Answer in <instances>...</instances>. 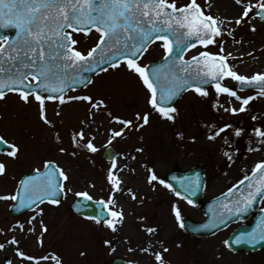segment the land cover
Masks as SVG:
<instances>
[{
  "label": "rangeland",
  "instance_id": "obj_1",
  "mask_svg": "<svg viewBox=\"0 0 264 264\" xmlns=\"http://www.w3.org/2000/svg\"><path fill=\"white\" fill-rule=\"evenodd\" d=\"M197 2L205 14L217 17L216 5L213 6L208 0ZM184 3H187V0H177L178 5ZM252 25H255V31L251 30ZM263 36L264 22H258L257 18L253 17L244 25L238 26L232 35L225 34L217 40L223 41L222 54L225 56L233 44L234 37L236 40L244 39L248 42L247 53L251 52V55L246 58L231 55L227 62L234 69L239 68L240 74L251 76L254 73H264ZM74 38L79 41L78 49L85 52L98 39L93 32L89 35L74 34ZM201 51L220 53V44L218 42L206 48L198 45L190 50L186 57ZM164 52L163 43L153 44L138 62L144 65ZM259 66L260 69L254 71V68ZM223 83L234 86L230 78L225 79ZM207 90L208 96H202L196 91L184 93L173 106L177 109L172 114L174 119H168L162 117L148 103L150 93L138 74L130 71L126 64L116 68L110 67L107 71L95 75L85 88L65 94L66 97L91 96L93 102L97 103L103 100V105L95 107L101 113L100 117H92V112L96 109L89 101L60 103L59 100H45V113L51 124L41 119L38 101L31 97L30 102L26 103L20 99L19 94L7 93L0 99V134L15 144L19 151L16 158L0 156V161L7 165L6 174L0 175V195L14 194L19 177L32 169L41 168L44 160H54L66 172L69 180L64 182L65 194L61 203H44L32 212L10 219L7 218V213L12 200L0 199V243L8 244L6 241L15 236L19 241V250L26 256L36 258L33 260L47 255L59 258L63 252H67L71 254L72 261H66V264H111V258L114 256H120L133 264H157L153 255L157 251L162 253L164 264H209L211 261L207 260V256L209 251L213 250H218L222 259L217 261V264H264V249L253 254H232L225 248V238L237 224H231L211 237L187 236L175 218L173 204L179 208L181 218L186 216L199 220V209L174 196L158 181L153 182V187L147 180L149 169L164 179V174L173 166L184 170L200 164L205 172L203 200H207L244 178L257 161L264 160L260 144H248L252 128L264 127L263 97L257 95L258 91L255 90V94L252 91H237L241 97L256 98L246 106V111L233 114L231 111H225V108H239L240 101L227 94L217 97L214 87H208ZM214 104L217 106L213 107ZM146 112L149 114V122L144 124L142 120L137 121V113L143 116ZM113 116L131 120L133 125L142 126L125 128L124 124L114 121ZM252 116H256L257 120L253 121ZM108 118L110 121L104 123ZM225 123L231 124L232 128L226 129L215 139H209L214 129L222 127ZM235 128L245 131L237 137L234 135ZM81 129L85 134L89 133L88 137L83 140L77 138L78 142L73 143V135ZM120 129H125L124 133L120 137H113L111 144H108L112 136L111 130ZM225 138L228 139V144H225ZM89 139L97 148L96 152L80 147ZM152 141L156 143L153 144ZM108 145L117 151V167H124L132 172L124 183H120V190L115 193L112 192V185L107 179L112 162H106L101 156L102 150ZM249 147L253 150L248 151ZM60 148L66 151L60 152ZM225 151L231 154V160L224 155ZM251 152L253 155L250 156ZM129 186H138L139 194H136L135 199L130 195L122 199L120 194ZM81 191H88L94 199L107 200L111 194L116 202L115 210H122L124 217L131 223L127 225L130 229L123 231L119 236L126 235L132 243L141 244V249L149 248L150 251L139 254V250H133L123 244L121 249L114 246V250H111L104 241H111V244L114 242L116 234L112 229L105 223L83 220L69 212V203L75 193ZM139 201L142 203L137 206ZM163 203L171 209L166 210ZM262 206L264 200L261 202ZM39 209L43 211L40 212ZM33 216L35 219L29 224L28 221ZM167 220L172 222L168 230L155 229L154 232L141 237L136 234L140 231V224L151 227ZM41 221L43 226H46V231L43 230ZM20 225H23V228ZM29 228L33 229L31 232L36 237L31 241L26 240ZM165 248L167 251H164ZM79 252L83 253L80 259L77 258ZM15 256L18 260L29 261L17 253Z\"/></svg>",
  "mask_w": 264,
  "mask_h": 264
},
{
  "label": "snow or ice",
  "instance_id": "obj_2",
  "mask_svg": "<svg viewBox=\"0 0 264 264\" xmlns=\"http://www.w3.org/2000/svg\"><path fill=\"white\" fill-rule=\"evenodd\" d=\"M235 3L240 7V14L234 19H229L205 14L197 0H187V3L179 6L177 0H0V29L5 30L0 32V99L4 98L7 92L18 93L20 99L26 103L34 97L39 102L41 119L51 124L45 113V100H59L60 103L66 100H85L91 102L94 108L99 107L104 104L103 100L98 103L93 102V98L87 95L66 97L65 92L75 86L86 87L88 83H91V77L84 73L105 72L108 67L116 68L126 64L130 71L139 75L150 93L148 103L162 117L174 119L172 114L177 109L169 106V103L180 90L192 87L200 95L208 96L209 92L205 86L209 84L214 87L217 97L227 94L241 102L239 108H225V111H231L233 114L246 111V106L256 96L241 97L236 89L249 87L258 89L257 95H264V73H254L251 76L238 73L227 62L231 53L227 56L222 54L223 41H218L217 38L225 34L232 35L230 26L233 23L241 25L250 21L253 15L264 20V0H256L255 3L252 0H235ZM93 30L98 33V39L94 45L86 52L79 50L77 47L79 41L74 38V34L83 32L89 35ZM251 30L255 31V25H252ZM170 36H175L176 39L170 40ZM154 40L164 42L165 56L170 60L175 53V61H179L178 66L173 61L175 72L184 73L183 77L176 76L175 82L170 85L160 84L159 91L158 69L153 68L149 73V66L138 62ZM218 42L220 53L201 51L188 60L181 55L182 52L196 47L197 44L206 48ZM192 65H195V71ZM152 77L156 78V82ZM228 78L236 82L235 89L223 83ZM216 106L217 104L213 105V107ZM112 119L124 124L125 128L142 126L133 125V121L116 116ZM136 119L147 124L149 114L146 112L141 116L137 113ZM251 119L256 121L257 117L252 116ZM231 128V124L225 123L222 127L214 129L209 139H215L226 129ZM111 131L112 136L108 144H111L113 137H120L125 129ZM244 131L242 128H235L234 135L239 137ZM252 133L257 138L255 143L264 144V128L255 126L252 128ZM177 135L182 134L177 133ZM77 138L79 140L85 138L83 129L73 135V143L78 142ZM0 144L8 146L10 149L7 151L8 156L17 157L19 149L15 144H9L3 136H0ZM225 144H228L227 138H225ZM80 147H85L91 152L97 151L91 139ZM59 150L66 151L64 148ZM252 150L249 147L248 151ZM3 151L5 149L0 148V152ZM224 155L229 160L232 159L229 152L225 151ZM111 159L112 164L108 169L107 179L112 185V192L115 193L120 190V180L113 172L117 168L115 157ZM42 168L43 170H34L36 175L26 176L19 181L18 193L0 195V199L19 200V203L15 205L17 208H33L45 200H49L52 204H59L58 196L65 191L64 182L69 180V176L54 160H44ZM6 171V163L0 161V175L6 174ZM147 180L153 187H155L153 182L158 181L160 185L175 192L176 196H181V192L176 191L165 179L159 178L152 169H149ZM245 181H248L246 194L242 192L239 198L222 205L220 216L217 217L219 224H224L226 219L234 214L247 212L253 201L264 200V160L257 161L251 169V175H245L238 183L243 184ZM195 183L186 187L185 191L194 189ZM235 188L234 184L227 190V195L231 196ZM128 191L135 199V193H132L131 189ZM75 195L83 198L77 202L82 207H88L87 202L93 200L88 191L77 192ZM187 202L193 203L190 199ZM97 203L102 205L100 212L107 210L111 219L102 218L100 212L91 218L98 223L103 219V223L115 231L117 223L123 221L122 210H115L116 202L111 194L107 200L101 198ZM172 210L180 227H184L179 208L173 204ZM39 211L43 210L39 209ZM34 219L35 216L31 217L28 223L31 224ZM41 225L46 231L42 221ZM20 227L23 228V225ZM200 227L208 228L209 225ZM211 227H217V224L213 223ZM146 230L152 233L155 228L148 227ZM28 231L31 232L33 229L29 228ZM258 241H264V220L252 231L237 235L232 243L243 242L254 245ZM6 243L18 245L19 241L13 236ZM104 243L111 245V241L108 240ZM224 243L229 245L227 240ZM4 248L5 243H0V249ZM141 251L147 253L150 249L142 248ZM164 251L167 249L165 248ZM16 253L29 261L36 259L26 256L18 247ZM153 255L157 264H164L160 251ZM52 258L56 259L55 256ZM39 259L46 260L48 257ZM6 264H12V261L8 260ZM57 264L62 262L57 260Z\"/></svg>",
  "mask_w": 264,
  "mask_h": 264
},
{
  "label": "water",
  "instance_id": "obj_3",
  "mask_svg": "<svg viewBox=\"0 0 264 264\" xmlns=\"http://www.w3.org/2000/svg\"><path fill=\"white\" fill-rule=\"evenodd\" d=\"M3 31H5V30L0 29V32H3ZM169 38H170V40L176 39L175 36H170ZM192 42L194 43L195 40L193 39ZM183 53L184 52H182L181 55H183ZM173 61H175V53H173L171 60L169 59V57L164 56V58L161 61L148 65L149 66L148 67L149 73L152 72L153 68L158 69V71L160 73V80L158 82V91H159V85L160 84H165L167 86V85H170V84L175 82L176 76L183 77L184 73L175 72V69L173 67ZM175 64L178 66L179 61H175ZM106 66L107 65H105V67ZM191 67H192L193 71H195V65H192ZM92 74L93 73H84V75H88L90 77L92 76ZM152 79L154 82H156L155 77H152ZM75 87H78V86H75ZM188 88H192V87H185L184 89L180 90L178 92V94L175 97H173L172 101H170L169 106H172L174 104V102L180 97L181 93ZM0 148L8 149V146L0 144ZM104 156L110 160L111 157L114 156V151L112 149L108 148L105 150ZM34 175H36L35 172L28 174V175H25L24 177L34 176ZM165 178H166V181L168 183H171L173 185V188L176 189V191L181 192V197H183V198L187 197V200L190 199L193 201V204L201 207L202 212L205 216L204 221L193 222L188 218H185L182 221L184 224V227H182L183 230L185 232L193 234L195 236L211 235L215 231H217L218 229L225 226L230 221L238 220V219L245 220L248 217V215L251 213V211L257 206V204L259 202V199L253 201V204L249 207L247 212H244L241 214H234V215L230 216L228 219H226L224 224H219L217 217L220 216V208L222 207V205L228 201H232V200L239 198V196L242 192H244L246 194L248 181H245L243 184L240 183L239 185H237L236 188L233 189V193L231 194V196H228L226 193V194L221 195V196L213 199L212 201L202 205L200 203L201 191H202V187H203V174H202L201 167L196 166L195 168H191L190 170L185 171V172L181 171L180 169H178L176 167L171 172H169L165 176ZM193 182H196L194 189H189L188 191H185V188L188 187L189 185L193 184ZM18 192H19V187L17 188L16 193H18ZM61 198H62V193L58 196L59 200ZM82 199L83 198L78 197V198H76L74 203L71 204V209L73 210L74 213L81 215V216H84L86 218H91V217L97 215L98 212H100L102 205L98 204L95 201H89V202H87L89 205L88 207H82L77 203L78 201H81ZM18 203H19V200L15 201V204L13 206H11L9 217L16 215V214H19V213H21L27 209H30V208H17V207H15V205H17ZM100 216L102 218L107 217L106 210H104L103 212H100ZM101 220H103V219H101ZM262 220H264V211L259 213L257 220L255 221V223L252 227H250V226L242 227L239 230H237V232L231 238H229L227 240V241H229V245H230V246L229 245H227V246L234 251L243 250L245 252L257 250V249L263 247L264 241H258L254 245H250V244L243 243V242L240 244H233L232 243V241L234 240V238L237 235H239L242 232L252 231V229L255 228L257 226V224H259ZM213 223H216L217 227H214V228L211 227V225ZM205 224L209 225V227L208 228L200 227L201 225H205ZM112 264H127V263L123 262L119 258H114Z\"/></svg>",
  "mask_w": 264,
  "mask_h": 264
},
{
  "label": "bare ground",
  "instance_id": "obj_4",
  "mask_svg": "<svg viewBox=\"0 0 264 264\" xmlns=\"http://www.w3.org/2000/svg\"><path fill=\"white\" fill-rule=\"evenodd\" d=\"M209 3L216 5L217 6V11H218V15L219 17H225V18H229V19H234L236 16H238L240 14V7L235 3V0H208ZM253 3L256 2V0H252ZM245 23H242L241 25H235V23H233L230 27L232 32H235V30L237 29L238 26H242ZM232 46L230 48H228V53H231L232 56L234 57H241V58H246L251 52L247 53V41H244V39H240V40H236V37H234V39L232 40ZM226 50V49H225ZM259 67H255L254 71L259 70ZM235 70L240 73V69L239 68H235ZM264 100V99H262ZM101 113H99L98 111H94L92 112V117L96 118V117H100ZM110 121V119L108 118L106 121H104V123H108ZM262 128H264L262 126ZM89 135V133H88ZM87 134H85V138L86 139L88 137ZM252 137H254L255 139H252ZM251 140L248 141V144L250 145H255L256 143L253 142L256 140V137L254 136L253 133H251ZM152 143H156L155 141H152ZM260 147H262V151L264 152V144H260ZM253 155L252 152L250 153V156ZM154 166H151V168H153ZM116 176L119 177L120 183H124L125 179L129 176L130 173H132L130 170L124 168V167H117L114 170ZM128 189L132 190V193L139 194L138 193V186H134L131 187L129 186L127 188V190L123 193L120 194V197L122 199H126L129 195L131 198L132 194L129 193ZM142 203V201H139V203H137V206H139ZM164 208H166V210H169L171 208H169V206L166 203H163ZM131 225V223H129V219H127L126 217L123 218L122 222H118L117 223V227L116 230L114 231L116 234V237L114 239V242L110 245V249L114 250V246L117 247V249H121L122 244L132 248L133 250H139V254H141V244H137V243H132L130 240V237L128 236H119L122 235L123 231H127L130 228L127 227V225ZM141 226L140 231H138L136 234L139 235V237L143 236L144 234H148L149 232H147V228L150 227L149 225L145 226L144 224H140ZM172 226V222L167 220L166 222H162V223H158L157 225H152L151 227L155 228V229H162V228H167L170 229ZM133 229V228H132ZM139 230V229H138ZM147 236V235H146ZM36 239L35 235L32 234V232H27L26 235V240L27 241H31L32 239ZM67 242V241H65ZM37 243V240H36ZM66 245V243L64 244ZM19 246L18 245H12V244H5V248L4 249H0V264H6V261L10 260L12 261V264H20L21 262H23L22 264H57V260L61 261L62 264H66L69 261H72V256L71 254H68L67 252H63L59 257L56 259H53L51 256H46L48 257V259L46 260H42V259H37V260H32V261H21L18 260V258H16L15 254H16V248ZM119 247V248H118ZM19 248V247H18ZM109 249V246H108ZM206 249V248H205ZM208 250V249H207ZM143 254V253H142ZM82 254L79 252L78 254V259H80V256ZM138 255V254H137ZM218 259V260H217ZM73 260H75L73 258ZM207 260H210L211 262H208L209 264H217V261H221L222 259H220V253L218 250H213V251H209V255L207 256ZM67 261V262H66ZM225 261V259L223 260ZM170 264V263H168ZM222 264V263H220Z\"/></svg>",
  "mask_w": 264,
  "mask_h": 264
}]
</instances>
